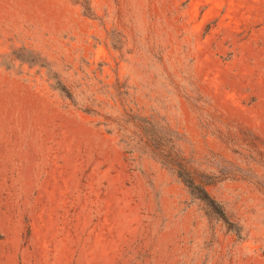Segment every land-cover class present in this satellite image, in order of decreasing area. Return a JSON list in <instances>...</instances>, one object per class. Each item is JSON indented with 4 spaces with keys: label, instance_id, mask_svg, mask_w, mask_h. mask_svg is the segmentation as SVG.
Wrapping results in <instances>:
<instances>
[{
    "label": "rangeland",
    "instance_id": "1",
    "mask_svg": "<svg viewBox=\"0 0 264 264\" xmlns=\"http://www.w3.org/2000/svg\"><path fill=\"white\" fill-rule=\"evenodd\" d=\"M128 114L232 175L233 230ZM0 264H264V0H0Z\"/></svg>",
    "mask_w": 264,
    "mask_h": 264
},
{
    "label": "trees",
    "instance_id": "2",
    "mask_svg": "<svg viewBox=\"0 0 264 264\" xmlns=\"http://www.w3.org/2000/svg\"><path fill=\"white\" fill-rule=\"evenodd\" d=\"M85 10L86 13L89 12V9L86 7ZM18 59L33 63V60ZM40 65L47 67L42 62ZM49 72L51 73V79L54 80L53 88L73 101L74 96L72 92L50 69ZM120 124L125 130H127L128 125L135 127V130H132V136L125 135L122 137V141L125 140V137L130 138L126 142L124 141L126 146L129 147V153H132L136 149H143L147 155L172 172L187 187L191 196L204 205L209 214L217 220L222 221L228 229L233 230L234 223L229 219L223 205L209 193L207 188L215 184L221 176L224 180L229 175L232 176L231 174L228 175L226 172H221V176H216L214 175L215 173L201 170L184 154L178 144V138L172 130L159 126L158 123L153 122V120L147 117L139 115L131 116L128 114L123 124L122 122ZM234 231L237 234L239 233L235 229Z\"/></svg>",
    "mask_w": 264,
    "mask_h": 264
}]
</instances>
